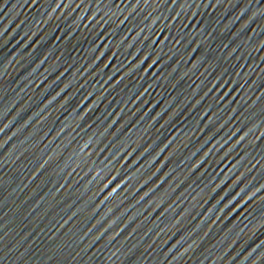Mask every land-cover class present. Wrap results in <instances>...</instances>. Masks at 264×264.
<instances>
[{"label":"water","instance_id":"1","mask_svg":"<svg viewBox=\"0 0 264 264\" xmlns=\"http://www.w3.org/2000/svg\"><path fill=\"white\" fill-rule=\"evenodd\" d=\"M0 264H264V0H0Z\"/></svg>","mask_w":264,"mask_h":264}]
</instances>
